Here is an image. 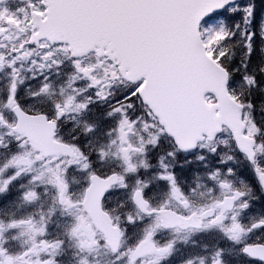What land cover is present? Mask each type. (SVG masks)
Instances as JSON below:
<instances>
[{"label": "snow or ice", "instance_id": "1", "mask_svg": "<svg viewBox=\"0 0 264 264\" xmlns=\"http://www.w3.org/2000/svg\"><path fill=\"white\" fill-rule=\"evenodd\" d=\"M0 264H264V0H0Z\"/></svg>", "mask_w": 264, "mask_h": 264}]
</instances>
